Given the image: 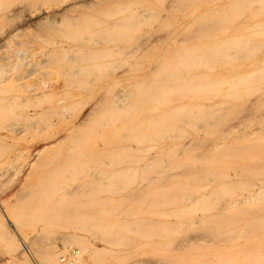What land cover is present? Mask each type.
<instances>
[{
    "label": "bare ground",
    "instance_id": "obj_1",
    "mask_svg": "<svg viewBox=\"0 0 264 264\" xmlns=\"http://www.w3.org/2000/svg\"><path fill=\"white\" fill-rule=\"evenodd\" d=\"M87 3L60 0L55 10L28 13L42 47L25 49L24 61L0 57V134L29 118V79L54 88L38 136L66 160L39 173L42 214L53 205L47 190L82 179L93 189L107 164L131 162L139 186L152 185L160 199V218L144 220L139 203L130 219L113 226L105 219L103 232L115 234L102 241L164 231L203 264H264V0H143L87 16L74 11ZM14 27L0 26V47L21 26ZM86 197L90 207L104 200ZM23 217L9 220L19 230ZM103 221L31 220L45 225L41 249L20 250L18 262L35 264L33 255L41 264L104 262L77 231ZM5 226L0 215L4 235Z\"/></svg>",
    "mask_w": 264,
    "mask_h": 264
},
{
    "label": "rangeland",
    "instance_id": "obj_2",
    "mask_svg": "<svg viewBox=\"0 0 264 264\" xmlns=\"http://www.w3.org/2000/svg\"><path fill=\"white\" fill-rule=\"evenodd\" d=\"M59 1L0 0V26H21L12 34L8 42L0 47V57L5 56L24 61L30 58V54L26 53L25 49L32 51L36 47H42L40 29L37 28L36 23L26 20L27 14L45 9L55 10ZM88 1L91 4L87 3L74 11L87 16L95 12L120 9L126 3L143 0ZM0 35H4V32ZM53 89L49 87L48 79L41 80L37 75L29 79L25 104L29 118L24 119L21 125H12L11 128L15 127V131L4 129L0 134V215L6 225V235L0 233V264H20L18 262L20 250L36 253L40 251L41 236L45 233V225L43 223L30 225V221L44 216L45 218L53 217L60 224L66 222L78 224L84 218L86 224H89L91 219L104 220L100 226L77 229L81 244L94 243L102 250V257L106 259L104 262L93 261L91 264H203L204 260L200 261L201 259L194 257L192 250L173 246L171 243L173 238L164 231L117 232L116 234L125 237L113 239L112 243L101 240L103 235L115 234V232H103V225L107 224L105 219H108L111 225L113 220L130 219L131 212L139 203H142L141 208L146 209L142 215L144 220L158 221L160 218L154 206L155 203H160V199L154 200L155 190L152 185H145L143 188L139 186L141 180L133 172L135 165L131 162L107 164L104 167L105 170L100 172L99 177L92 183L93 189H90L86 179H82L67 181L61 185L60 190H47L54 198L51 200L53 205L49 206L46 215L42 214V206L46 200L43 197L46 190L38 183L39 173L46 165L58 166L66 160L64 154L57 159L59 147L44 148L43 141L38 136L40 132L38 128L49 123L46 116L50 113L45 108L47 104L43 100L47 98L46 94L52 92ZM16 127L18 132H16ZM110 159L114 161L131 160V158L119 157ZM53 160L55 163L51 162ZM120 181H123L121 188L118 185ZM89 193L99 195L98 200H92L96 203L100 197L105 200L106 195L113 196L114 200L105 204L106 201L100 199L102 204L90 207V199L84 198V195L89 196ZM23 215L28 222L20 225L18 230L9 219L18 220ZM149 225L151 224H145L146 229ZM8 233L14 235L11 247L7 246ZM152 235L154 237H150ZM114 240L118 242L115 243ZM57 242H62V239H56L55 247ZM32 258L35 264H41L35 255Z\"/></svg>",
    "mask_w": 264,
    "mask_h": 264
}]
</instances>
